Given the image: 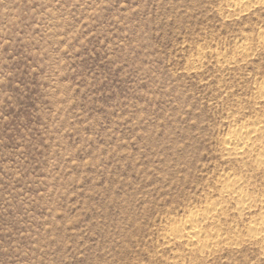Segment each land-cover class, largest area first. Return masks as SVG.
<instances>
[{"label": "rangeland", "instance_id": "374dc122", "mask_svg": "<svg viewBox=\"0 0 264 264\" xmlns=\"http://www.w3.org/2000/svg\"><path fill=\"white\" fill-rule=\"evenodd\" d=\"M225 10L0 0V264H264L255 247L203 259L163 246L171 218L240 170L221 155L227 115L256 118L264 52L229 69L213 53L243 35L255 48L264 10Z\"/></svg>", "mask_w": 264, "mask_h": 264}, {"label": "bare ground", "instance_id": "6f19581e", "mask_svg": "<svg viewBox=\"0 0 264 264\" xmlns=\"http://www.w3.org/2000/svg\"><path fill=\"white\" fill-rule=\"evenodd\" d=\"M225 6V18L237 21L263 11L264 0H225ZM260 52H264V28L259 30L255 48L243 35L230 54H213L217 63L229 69ZM193 64L196 69L204 66L201 57L194 59ZM255 89L252 103L256 118L241 121L240 115L229 113L224 122L226 132L220 140L224 161L240 170L224 171L202 206L186 210L181 218L170 219L171 224L162 234L166 250L182 248L210 259L222 251L248 246L257 248L264 261V185L257 188L253 181L254 173L264 172V80ZM230 216L236 224L224 227L223 220ZM173 264H182V260Z\"/></svg>", "mask_w": 264, "mask_h": 264}]
</instances>
